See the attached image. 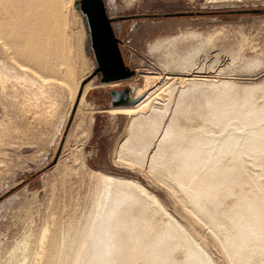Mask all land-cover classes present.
<instances>
[{"label": "rangeland", "instance_id": "rangeland-1", "mask_svg": "<svg viewBox=\"0 0 264 264\" xmlns=\"http://www.w3.org/2000/svg\"><path fill=\"white\" fill-rule=\"evenodd\" d=\"M76 1L0 0V61L43 85L47 109L45 117L34 110L23 116L29 94L11 79L0 84V122L7 128L0 140V264H8L24 232L34 239L55 215L67 223L56 264H89L93 249L104 246L113 248L96 264H144L145 237L167 245L159 264H264V11H251L264 9V0H104L125 65L134 76L161 77L162 116L140 109L130 123L109 112L131 104H112L111 91L126 88L130 100L135 84L100 83ZM32 53L44 63L50 55L66 58L68 72L59 67L43 80L23 66ZM188 73L197 85L169 98L166 78ZM86 84L94 86L78 111ZM131 137L151 143L142 161L132 155ZM91 169L143 183L169 212V234L157 230L163 221L157 205L122 181L103 209L116 217L92 222L90 202L98 192ZM212 200L215 209L208 208ZM245 231L249 239H242ZM33 262L29 253L25 264Z\"/></svg>", "mask_w": 264, "mask_h": 264}, {"label": "bare ground", "instance_id": "bare-ground-1", "mask_svg": "<svg viewBox=\"0 0 264 264\" xmlns=\"http://www.w3.org/2000/svg\"><path fill=\"white\" fill-rule=\"evenodd\" d=\"M73 1H75V0H73ZM42 2H44V4H48L49 6H51V4H52V0H42ZM61 2L64 6V3L67 4L66 2H68V0H60V3ZM211 2H217V1L212 0ZM111 10H112V14L117 13V11L114 9L113 1L111 2ZM46 13H47V11H46ZM85 15L87 17V13H85ZM49 16H50L49 13H47L46 19H48ZM11 17L12 16L9 15V17L8 18L5 17L4 20H7ZM43 26L45 28H48L49 27L48 22H47V24H43ZM94 31L92 34H95ZM92 34H91V38H92ZM192 34L193 33H186L187 36L192 35ZM93 38H94V36H93ZM99 38H100L101 44L106 49V53L105 54L102 53V56L108 55L109 59L111 61H113L112 58H110V54H112L110 52L111 41L109 40V38L105 39L104 35H101V34H100ZM45 40H47L46 37H45ZM72 45L74 46V44H72ZM53 46L56 47V45H53ZM76 47H78V46H76ZM73 51H74V49H72V53H73ZM75 51L77 52V50H75ZM43 52L41 54H43ZM72 55H74V53ZM28 58H32L30 60L31 63L28 61L29 60ZM72 59L74 60L75 58L72 57ZM25 61H26V64L23 66H27V67L29 66L33 71H35L37 73L38 76L40 75L43 80H45L48 77L47 76L48 74H51V73L57 71L59 67L61 69H63V71H65V72H68V68H69L68 62L66 61V58H62L61 60L60 59L57 60L55 57H52V55H50L48 61L45 63L41 61V56L36 54V53H32L30 55H27ZM74 62H76V61H74ZM75 64H73V65H75ZM98 73H100L101 76L103 75L102 72H98ZM132 76H134V75L128 76L122 80L111 81V83L108 84L111 86H117L121 83H126V82L128 83L129 81H132L135 84L134 86L133 85L131 86L130 100H128V97L126 98V100L123 99L125 101L124 103L129 102L131 104L125 105V106L112 107V108H110L109 112H111L112 114H116V115L117 114L125 115L126 119H127V123H130L133 121L134 115L140 109H142L143 111L148 109V112H151L152 115H155L154 113H158L160 116H162L161 107L158 106V104H160V103H161V105H163V102L159 100L160 99L159 96H161L162 92H161L160 88L156 86L157 83H159V80L161 79V77L158 75H152V74H147V75L146 74H142V75L136 74L134 77H132ZM128 78H131V79L126 80ZM5 79H7V80L11 79L15 83H17V86H18V84H21L22 86L21 85H19V86H21L22 90H24V94H25V92L29 94V97L28 96H27L28 98L26 97L27 98L26 107L22 106V110H23L22 112L23 113L22 112L21 113L23 116H24V111L28 112L31 110V112H32L34 110L35 112H40L39 116L43 115L45 117L46 114L44 115V113L47 112L46 111L47 109L45 107L46 105H44V101H45L44 95L46 93L43 94L44 93L43 89H42L43 85H41L34 77L28 75L25 70H21L20 72L14 70V69H12L10 71L6 70L4 68L3 63L0 61V84L2 85V87H3V83H4ZM166 80H169L171 83V86L169 87V89H167L169 98H171L175 94L176 90L179 88H186V87H192L194 85H197V84H195L197 82V80L195 78H193L192 75H190L189 73L186 75L184 74L180 77L179 76L178 77H175V76L167 77ZM77 83H76V85L78 87L79 84H77ZM102 83H109V81H105ZM76 85L74 87H76ZM92 85L94 86V84H86L84 86L83 91L81 93V97H80V103L78 105V108L76 107L78 111L81 109L80 104H81V102L85 96L86 90ZM26 86H29V87L26 88ZM45 86H47V85H45ZM67 88H68V86H67ZM69 89H70V87H69ZM78 89L75 91L77 92ZM79 91H78V93H79ZM68 92H70V91H68ZM73 94H74V92H73ZM114 96H116V95H114ZM112 97H113V95H112ZM19 109H21V108H19ZM48 112H50V111L48 110ZM32 113H33V115L35 114L34 112H32ZM29 115H30V113H29ZM3 123H4V121H3ZM3 123L0 122V140L1 141L3 138H5V136L2 137V135H5V134H1V133L7 130L6 126H4ZM63 137H64V134H63V132H61L59 134L58 140H61ZM68 138L69 137L67 135L64 143L67 142ZM6 139H7V137H6ZM128 141H130V142L134 141L137 150H131L132 155L135 156V158H137V160L142 161V156L144 154L143 149L147 146H150L151 143L148 141H145V139H142V138L138 139L136 137H131V138H129ZM260 153L264 154V150H263V152H260ZM118 156H119L118 152H116L113 155L114 158L118 157ZM91 173H92V181H94V183L96 185L94 187L97 189L96 192H98L97 196L95 198H92V200L90 202V212H91V221L92 222L95 220H98L100 223L106 224L107 221L110 220V217L111 218L116 217L117 211H114V213H112L111 215L109 214L106 217V216H104L105 211L103 213V209H104L106 200L109 199L111 188L114 185H116L118 182L122 181L124 183H127L128 185L134 186L135 188L139 189L140 191H143L145 196H146V200H150L154 204L157 205V207L161 211L162 220H163L161 224L157 222L158 223L157 224V230L159 231L160 229H162V230H165V233L167 235L169 234L168 226L171 225V224H168V223H170V220L168 219V215H170L169 212H167L162 207L157 195L154 194L153 192H151L143 183H141L139 180H137L135 178L105 173V172L101 171L100 169H91ZM188 177L184 180L187 181ZM240 179L242 180L243 177L241 176ZM185 181H184V183H185ZM246 183L247 182H245L244 184H246ZM255 183L258 185V187L260 189L262 188V185L260 184V182L258 180H255ZM244 195L246 196V194H244ZM123 199H130V198H129V196H125ZM176 199H177V197H176ZM179 201L182 202V200H179ZM260 201H261V199H259V202ZM260 203H262V202H260ZM235 207L237 208L236 204H235ZM208 208L209 209L217 208V206L213 203V200L208 202ZM179 209H181V207ZM183 210H180V211L183 212ZM228 218L231 219V217H229V216H228ZM49 220H50V222H46L41 227V229L37 233V235L34 236V239H33L34 234L32 233V231L24 232L23 235L21 236V238L19 240H17L16 242H14L15 244L13 245L12 249L9 250L10 251L9 256H8L9 259L7 258L8 262H6V261L5 262L8 264H25L27 261L28 254L32 253V255L34 257V262L32 264H54V263L56 264V262L59 261V258L62 254V251L64 250V247H63L64 246V235L62 238L60 236L64 232H66L64 230H65V225H67V223H66L65 219L58 220L56 215ZM186 220H188L187 217H186ZM118 221L119 220H117V222ZM115 223H116V221H115ZM90 224L92 226V223H90ZM68 228H69V226H68ZM243 238L249 239L247 231L243 232L242 239ZM32 239H33V243H32ZM155 239H156V237H155ZM85 243H86V241H83L81 243L80 247H78V249L75 253V256H74V263L80 262V258H82L81 257L82 246ZM166 246L167 245H165V243L163 244L162 240L161 241L156 240L154 242H150L145 237L142 240L141 246L139 247V254L144 256V264H154V263L159 264V262L161 260L163 262H165V260L162 258L165 256ZM114 247L118 248V245H115ZM112 248L113 247H111V246L94 248L92 251L93 259L89 264L98 263L100 261V259L102 258V256L105 255L110 250H112ZM154 251H156V253H154ZM168 263L169 264H176L175 262L172 261V259H169Z\"/></svg>", "mask_w": 264, "mask_h": 264}, {"label": "water", "instance_id": "water-1", "mask_svg": "<svg viewBox=\"0 0 264 264\" xmlns=\"http://www.w3.org/2000/svg\"><path fill=\"white\" fill-rule=\"evenodd\" d=\"M75 5L76 7L81 8L84 14L87 13V18L84 15V25L88 33L92 34L95 30V34H92L91 38V48L93 57L97 63L94 72H102L103 74L99 78L100 83L105 81H118L125 79L128 76L134 75V71L131 70L128 66H126L123 61L118 46L119 39L116 37L115 29L112 27V22L114 21V18L108 16L104 0H78L76 1ZM251 11H264V9H254ZM182 14H191V12ZM100 34L104 35L105 39L109 38V40L111 41L110 52L112 54H110V58H112L113 61L109 59L108 55L102 56V53H106V49L101 44L99 38ZM112 95V104L115 105L119 103H124V100H126V98L129 96L128 89L125 88L121 91L112 90L111 96Z\"/></svg>", "mask_w": 264, "mask_h": 264}, {"label": "flooded vegetation", "instance_id": "flooded-vegetation-1", "mask_svg": "<svg viewBox=\"0 0 264 264\" xmlns=\"http://www.w3.org/2000/svg\"><path fill=\"white\" fill-rule=\"evenodd\" d=\"M123 20H125V19H123ZM113 90H118V91H121V90H123L122 88H119V89H113Z\"/></svg>", "mask_w": 264, "mask_h": 264}]
</instances>
